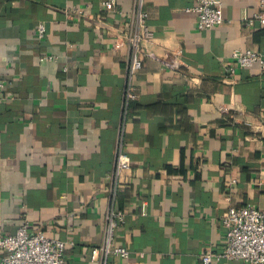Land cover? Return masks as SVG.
Here are the masks:
<instances>
[{
    "label": "crops",
    "instance_id": "crops-1",
    "mask_svg": "<svg viewBox=\"0 0 264 264\" xmlns=\"http://www.w3.org/2000/svg\"><path fill=\"white\" fill-rule=\"evenodd\" d=\"M101 1L0 0V234L26 223L66 244L64 264H201L230 207L264 210V72H228L234 50L264 54V26L244 24L258 1L222 0L224 22L200 30L196 0H142L127 103L118 43L140 29L138 0Z\"/></svg>",
    "mask_w": 264,
    "mask_h": 264
},
{
    "label": "built area",
    "instance_id": "built-area-1",
    "mask_svg": "<svg viewBox=\"0 0 264 264\" xmlns=\"http://www.w3.org/2000/svg\"><path fill=\"white\" fill-rule=\"evenodd\" d=\"M119 0H102L103 8L114 7ZM193 11L197 14L196 26L198 29H210L224 22L222 14V0H196ZM259 11L244 20V24L252 27L255 23L264 26V0H257ZM142 0H138L136 8L137 31L124 35V42L130 52L129 78L124 90V102L134 100L136 91L131 83L135 72L142 67L139 57L140 44L150 37V31L145 25L146 13L141 10ZM45 26L38 24L37 34L41 37ZM234 66L228 68L230 74L234 73L235 66L248 68L258 66L264 72V54L256 49L234 50L231 54ZM51 59V57H42ZM166 65H172L166 63ZM3 84L0 82V103L3 101ZM129 160L122 151L121 142L117 148V167L127 168ZM123 221L120 213L111 212L108 216V232ZM221 222L224 227V245L219 252L205 251L200 254L201 264H217L220 260H240L248 264H264V210L251 206L240 208L230 207ZM66 244L49 237L44 232L31 233L26 223L20 225L14 233L0 234V264H64V250ZM104 255L113 253L126 259L128 250L122 247H110L109 241L102 248ZM95 250L92 254H95Z\"/></svg>",
    "mask_w": 264,
    "mask_h": 264
}]
</instances>
